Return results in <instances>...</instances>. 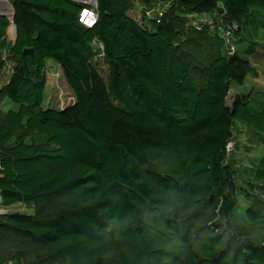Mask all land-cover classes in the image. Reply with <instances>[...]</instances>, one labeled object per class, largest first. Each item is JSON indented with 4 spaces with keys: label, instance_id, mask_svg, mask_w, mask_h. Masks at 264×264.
Masks as SVG:
<instances>
[{
    "label": "trees",
    "instance_id": "trees-1",
    "mask_svg": "<svg viewBox=\"0 0 264 264\" xmlns=\"http://www.w3.org/2000/svg\"><path fill=\"white\" fill-rule=\"evenodd\" d=\"M10 2L16 39L0 16V73L6 51L15 64L0 100L17 108L0 112V264H264L251 232L263 194L227 162L241 122L263 146L251 177L264 182V93L228 103L232 83L258 76L264 0H96L93 27L83 2ZM49 61L75 96L63 110L44 106Z\"/></svg>",
    "mask_w": 264,
    "mask_h": 264
},
{
    "label": "rangeland",
    "instance_id": "rangeland-1",
    "mask_svg": "<svg viewBox=\"0 0 264 264\" xmlns=\"http://www.w3.org/2000/svg\"><path fill=\"white\" fill-rule=\"evenodd\" d=\"M140 3V0H136ZM91 2V0H89ZM90 6H93L89 3ZM141 5V4H140ZM142 6V5H141ZM0 12L7 13L8 17L12 19V11H11V2L10 0H0ZM133 16L134 13H132ZM141 12L138 13L137 19L141 17ZM150 15H153L150 13ZM145 18L146 14H145ZM211 21V20H209ZM196 25V24H194ZM9 29H7L8 37L11 39L12 34L9 33ZM15 41V40H14ZM14 62V60L11 59ZM252 63L256 67L258 71L257 77L249 76L246 82L242 85L232 83V87L230 90V94L228 96V103L231 104L233 96L235 93H250V92H258L264 93V50H261L256 57L252 58ZM51 69H55L51 66ZM102 67L105 65L102 63ZM52 71V70H51ZM51 71L49 75H47L49 83L46 86V94L44 100L45 107H52L58 110L62 109V105L65 106L68 102L73 100V93L63 75L62 80L55 81L56 75L51 76ZM61 88H58V85ZM63 93L62 100L57 98V95ZM56 96V97H55ZM9 108H17L12 101L9 99H2L0 100V112L6 111ZM263 152V146L259 143L257 139V134L247 125L241 122H235L233 128V139L231 140L230 144L228 145V157L227 162H230L233 168L236 170L237 173V183L239 184L240 188H248V182H254L255 190L263 194L264 197V182L263 181H256L251 177V168L259 161ZM1 202V200H0ZM249 201L242 195H238V205L234 209V213L237 216V221L242 223L244 214L249 208ZM12 209V208H11ZM14 211H20L25 214H32L34 211L31 208H25L22 205H17L13 207ZM8 209L2 208L0 205V212L7 211ZM244 228V227H242ZM241 228V229H242ZM261 228V229H260ZM250 231V228L248 229ZM246 227L243 230L247 233ZM251 232L253 235L264 236V222H262L261 227L259 224L255 227V230L251 228Z\"/></svg>",
    "mask_w": 264,
    "mask_h": 264
},
{
    "label": "built area",
    "instance_id": "built-area-1",
    "mask_svg": "<svg viewBox=\"0 0 264 264\" xmlns=\"http://www.w3.org/2000/svg\"><path fill=\"white\" fill-rule=\"evenodd\" d=\"M156 12L159 15H162L163 11H162V9H160V7H157ZM150 13L152 14V10H148V11L145 12L147 19L153 18V15H150ZM97 17H98V14H97V11H96V7H92V6L85 7L81 11V13L79 15V21L86 27H93L95 25V23L97 22ZM138 21H140L142 23L143 22L142 21V17H140L138 19ZM202 21L206 22V19H203ZM230 34H231V32H229V31L224 33V37L227 39V44H228V41L230 40V37H231ZM8 39L11 40V41H14V39H12V38L10 39L8 37ZM93 43H94V46H95L96 50H98L97 57H96V60H98V59H100V58H102L104 56V45H103L102 42H100L99 40H96V39L93 41ZM232 51H233V47L231 46L230 53ZM14 64L15 63L13 61H11L10 53L8 51H6L4 53V55H3V68H2V71L0 73V84L3 81L7 80V77L13 72ZM50 65L53 66L55 69H51ZM50 71H51V76L52 75H56L55 81H56V79L57 80H62L63 79V72H62L61 67H59L58 64H56V63H54L52 61H49L47 63V65H46V68H45V72H46L47 75H49ZM47 75H46V77H47ZM48 78L49 77H47L46 86L49 83ZM58 88H61V86L58 85ZM57 98L59 100H62L63 93L57 95ZM74 102H75V96H74V93H73V100L71 102H68V104L65 105V106H63L64 105L63 104L61 110L67 108L70 105H73Z\"/></svg>",
    "mask_w": 264,
    "mask_h": 264
},
{
    "label": "water",
    "instance_id": "water-1",
    "mask_svg": "<svg viewBox=\"0 0 264 264\" xmlns=\"http://www.w3.org/2000/svg\"><path fill=\"white\" fill-rule=\"evenodd\" d=\"M75 1H78V2H83V3H85V4H91V5H93V6H97V2H96V0H91V2H89V0H75ZM0 16H6L10 21H12V23L14 24V22H13V18H14V12H13V14H12V19L10 18V17H8V15L7 14H5V13H1L0 12Z\"/></svg>",
    "mask_w": 264,
    "mask_h": 264
},
{
    "label": "crops",
    "instance_id": "crops-1",
    "mask_svg": "<svg viewBox=\"0 0 264 264\" xmlns=\"http://www.w3.org/2000/svg\"><path fill=\"white\" fill-rule=\"evenodd\" d=\"M7 2H8V0H7ZM11 10L13 12L12 4H11ZM10 22L11 23H10V26L8 28L12 29L13 31L11 32L10 29H9V33L12 34V37L11 38L15 40L16 39V26H15V24L12 23V21H10ZM7 35H8V33H7Z\"/></svg>",
    "mask_w": 264,
    "mask_h": 264
}]
</instances>
